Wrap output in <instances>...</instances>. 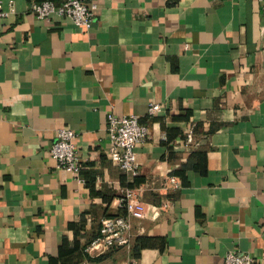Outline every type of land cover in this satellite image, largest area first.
<instances>
[{
	"label": "crops",
	"instance_id": "1",
	"mask_svg": "<svg viewBox=\"0 0 264 264\" xmlns=\"http://www.w3.org/2000/svg\"><path fill=\"white\" fill-rule=\"evenodd\" d=\"M43 1L64 2L0 0V264H264V3L82 0L97 6L86 30L37 18ZM112 114L151 127L135 178L110 158ZM63 128L83 180L52 156ZM127 188L142 190L143 232L90 251Z\"/></svg>",
	"mask_w": 264,
	"mask_h": 264
},
{
	"label": "built area",
	"instance_id": "2",
	"mask_svg": "<svg viewBox=\"0 0 264 264\" xmlns=\"http://www.w3.org/2000/svg\"><path fill=\"white\" fill-rule=\"evenodd\" d=\"M264 3V0H260ZM96 5H89L82 0H64L61 5L52 1L33 3L31 12L39 19H50L55 16H66L83 29H91L95 21ZM9 15L0 3V27ZM163 111V105L152 103L149 115L156 116ZM108 133L111 140L109 150L110 158L114 163L128 172L132 177L140 173L137 157V147L150 138L151 127L142 124L137 115L116 116L110 115L108 119ZM195 129L191 127L187 132L189 144L195 143ZM78 134L72 129H60L52 145V156L59 169L74 173L80 180L83 170V159L77 145ZM197 145V144H196ZM170 185L175 188L181 186L177 177L169 178ZM168 185V187L170 186ZM125 209L124 214L107 216L102 219L100 232L89 247L95 253H104L113 248L131 247L136 237L143 232V227L136 232V222L142 221L147 216V207L142 199V190L127 188L120 200ZM166 207L168 203L164 204ZM223 264H256L255 259L248 253L232 251L228 253Z\"/></svg>",
	"mask_w": 264,
	"mask_h": 264
},
{
	"label": "trees",
	"instance_id": "3",
	"mask_svg": "<svg viewBox=\"0 0 264 264\" xmlns=\"http://www.w3.org/2000/svg\"><path fill=\"white\" fill-rule=\"evenodd\" d=\"M137 241H139V243H142V245L144 246L146 239H144L143 237L140 236V237L137 238L136 242Z\"/></svg>",
	"mask_w": 264,
	"mask_h": 264
}]
</instances>
